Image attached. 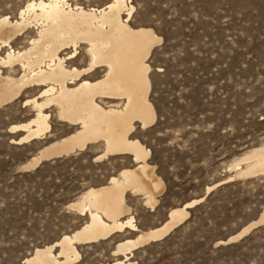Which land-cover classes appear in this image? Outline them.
Returning <instances> with one entry per match:
<instances>
[{
	"label": "rangeland",
	"instance_id": "1",
	"mask_svg": "<svg viewBox=\"0 0 264 264\" xmlns=\"http://www.w3.org/2000/svg\"><path fill=\"white\" fill-rule=\"evenodd\" d=\"M27 1L0 0V16L16 19ZM109 1L67 2L99 8ZM128 23L134 28L150 27L161 37L147 59L155 122L143 129L134 123L129 137L149 149L147 162L155 166L164 189L153 209L141 195L128 191L124 195L136 226L146 230L158 227L169 209L202 197L207 187L233 175L227 166L264 142V0H146ZM30 31L13 41L12 48L24 47L36 32ZM78 50L85 54V45ZM83 59L67 64L77 67ZM0 69L12 77L21 74ZM38 92L25 90L0 106V264H22L37 246L77 229L86 217L67 204L81 191L104 185L110 176L134 165L127 153L96 158L103 148L98 141L21 170L20 165L38 149L77 128L59 120L51 106L43 111L49 114L50 125L45 137L22 145L10 143L22 132L10 133L9 127L32 118L33 108L24 104ZM104 102L109 100L100 104L105 106ZM263 207L264 174L233 178L187 208L189 216L163 238L134 249L129 261L264 264V223L235 241L221 243L255 220ZM135 234L126 230L76 244L79 259L72 264L120 259L112 250Z\"/></svg>",
	"mask_w": 264,
	"mask_h": 264
},
{
	"label": "bare ground",
	"instance_id": "2",
	"mask_svg": "<svg viewBox=\"0 0 264 264\" xmlns=\"http://www.w3.org/2000/svg\"><path fill=\"white\" fill-rule=\"evenodd\" d=\"M67 1L57 6L55 0H44L46 7L41 8L37 0L35 10H24L21 15L20 9L16 19L0 16V45H3L0 52L5 49L0 68L21 72L12 77L0 69V106L25 90H39L36 97L24 104L33 108L32 118L9 127L10 133L22 132L10 139L15 145L45 137L50 125L49 114L43 111L51 106L56 108L59 120L77 125L72 133L38 149L20 165L21 170L34 168L51 157L82 151L87 144L98 141L103 143V148L96 158L112 153L131 156L133 167L119 170L104 185L81 191L67 204L86 220L43 248L47 249L50 264H72L79 259L76 244L97 242L128 230L136 232L135 236L118 242L112 250L113 255L121 258L106 264H132L129 259L134 249L163 238L180 225L189 216L187 208L201 202L214 186L237 177L264 174V142L227 166L233 175L207 187L202 197L169 209L158 227L140 230L125 202V192L141 195L143 203L153 209L164 183L155 173V166L147 162L149 149L129 135L134 123L143 129L155 122L156 114L149 101L147 59L161 37L150 27H131L128 23L131 16L127 14L130 7L125 10L109 7L115 0L99 8L73 6ZM4 17H8L6 23ZM30 28L36 31L34 36L28 37L21 49H13L11 43L29 34ZM82 45L89 57L87 70L67 64L76 59L73 54H79ZM67 49L70 51L63 54ZM104 99L109 100L104 102L105 106L100 104ZM261 223H264V207L255 220L221 243L235 241ZM44 255L32 251L22 264H39Z\"/></svg>",
	"mask_w": 264,
	"mask_h": 264
},
{
	"label": "snow or ice",
	"instance_id": "3",
	"mask_svg": "<svg viewBox=\"0 0 264 264\" xmlns=\"http://www.w3.org/2000/svg\"><path fill=\"white\" fill-rule=\"evenodd\" d=\"M56 5L60 6L64 4V0H55ZM146 0H115V2L113 4H109V7L112 8H121V10H125L128 9L130 7V11H128V15L135 18L136 13L145 5ZM36 5H37V0H28V2L24 5H22L21 8V15H23V11L24 10H28V11H32L36 9ZM66 6V5H65ZM40 7H46L44 0H40ZM8 20V17H4V22L6 23ZM3 46V45H0ZM73 55L76 56L77 60H80V57L83 56V62L77 64V67L80 68H85V66L88 64L89 62V57L87 55H85L84 53H79L76 54L74 53ZM94 57H93V63H94ZM85 70H87L85 68ZM55 247V246H53ZM33 251H35L37 254H40L41 252H43L45 255L41 258L39 264H50V261L47 259L46 253H47V249L43 248V245H39L37 246L35 249H33ZM25 264H29V262H25Z\"/></svg>",
	"mask_w": 264,
	"mask_h": 264
},
{
	"label": "water",
	"instance_id": "4",
	"mask_svg": "<svg viewBox=\"0 0 264 264\" xmlns=\"http://www.w3.org/2000/svg\"><path fill=\"white\" fill-rule=\"evenodd\" d=\"M69 155V154H68ZM62 156H67L66 154H62V155H60V156H57V157H51V158H49V159H47V160H51V159H54V158H59V157H62ZM259 225V224H258ZM177 227V226H176ZM256 227V226H255ZM254 227V228H255Z\"/></svg>",
	"mask_w": 264,
	"mask_h": 264
}]
</instances>
